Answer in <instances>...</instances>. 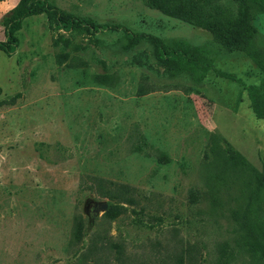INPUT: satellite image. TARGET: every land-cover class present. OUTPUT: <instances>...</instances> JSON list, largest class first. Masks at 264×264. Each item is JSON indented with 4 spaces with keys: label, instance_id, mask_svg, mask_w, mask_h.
Here are the masks:
<instances>
[{
    "label": "rangeland",
    "instance_id": "rangeland-1",
    "mask_svg": "<svg viewBox=\"0 0 264 264\" xmlns=\"http://www.w3.org/2000/svg\"><path fill=\"white\" fill-rule=\"evenodd\" d=\"M28 1L0 2V41L9 16ZM46 1L145 37L83 24L64 30L50 13L36 12L15 30L14 50H0V100L14 99L0 107V264H76L84 254V264L98 257V264H117L118 250L121 264H213L218 243L233 246L227 208L235 189L205 177L208 133L264 178V115L256 117L247 97L264 77L256 47L264 12L254 16L243 0H158L234 21L226 49L206 29L147 0ZM146 36L203 49L216 70L239 82L180 57L165 59ZM102 76H111L108 84ZM94 176L111 182L109 189ZM96 201L111 205L93 215ZM76 220L81 237L70 246ZM245 221L264 235V179ZM227 264L250 262L233 252Z\"/></svg>",
    "mask_w": 264,
    "mask_h": 264
},
{
    "label": "trees",
    "instance_id": "trees-1",
    "mask_svg": "<svg viewBox=\"0 0 264 264\" xmlns=\"http://www.w3.org/2000/svg\"><path fill=\"white\" fill-rule=\"evenodd\" d=\"M3 1V0H0ZM148 4L155 7L162 13L179 17L186 21L195 23L202 28L209 31L213 40L223 48H230L235 28L234 21L221 22L217 20H207L197 15L190 14L183 11L180 6H165L158 0H147ZM244 2L255 7L256 16L264 12V0H243ZM36 12H46L53 15L56 24L64 30L75 29L83 24L85 28H90L92 31L97 32L105 28L120 29L121 32L129 39H139L145 37L143 34L131 33L125 28L117 25H98L90 19L81 20L73 15L61 11L48 4L46 0H29L19 12L9 16L4 24L5 40L0 41V50L4 52H12L16 45V37L14 36L15 30L18 28L21 20ZM155 46L161 52L165 59L180 57L188 63L197 65L200 68L211 69L215 72L216 76L224 77L230 80L239 82L237 78L231 73L216 70L213 66L212 59L207 55V52L198 47L190 46L181 39H174L171 44L164 43L160 38L151 37ZM256 47L261 57L264 58V36H260L256 40ZM64 60L57 58L58 63ZM111 76H102L99 79L100 83L108 84ZM253 88L258 91L264 89V77L259 80V83ZM13 97L4 98L0 100V107L3 105L11 104ZM209 149L206 154L207 174L205 175L208 182H212L215 186H222L223 184L234 185L235 193L232 196V205L227 208L228 216L233 221L232 231L234 236L232 238L233 246L231 247L228 242L221 241L215 248L216 256L213 264H227L233 257V252L244 253L250 264H264V235L255 233L251 230L245 221V212L250 205L252 198L255 195V189L263 181V175L254 166H252L238 151L233 149L229 144L222 146L221 137L214 132L208 133ZM93 183L102 186L106 189L111 183L99 177L92 178ZM105 193V192H103ZM106 196L112 198L113 195L106 192ZM215 199V203L217 204ZM111 202L107 205L109 207ZM107 209V208H106ZM81 225L79 220H76L70 230V239L68 245L77 243L80 240ZM92 251H96L94 248ZM115 260L117 264H121L122 252H116ZM86 255H80L76 264H84ZM180 261V257L178 258ZM99 257L94 259V264H98Z\"/></svg>",
    "mask_w": 264,
    "mask_h": 264
},
{
    "label": "crops",
    "instance_id": "crops-1",
    "mask_svg": "<svg viewBox=\"0 0 264 264\" xmlns=\"http://www.w3.org/2000/svg\"><path fill=\"white\" fill-rule=\"evenodd\" d=\"M241 91H243V93H244V91L247 92V88L246 89H241ZM247 97L251 101V103L255 104V108L254 107H252V108H254L256 110V113H257L256 117L264 115V89L259 90V91H252L251 93H247ZM238 100L240 102V98Z\"/></svg>",
    "mask_w": 264,
    "mask_h": 264
},
{
    "label": "water",
    "instance_id": "water-1",
    "mask_svg": "<svg viewBox=\"0 0 264 264\" xmlns=\"http://www.w3.org/2000/svg\"><path fill=\"white\" fill-rule=\"evenodd\" d=\"M107 208L106 201H96L90 204V211L95 215L98 211H104Z\"/></svg>",
    "mask_w": 264,
    "mask_h": 264
}]
</instances>
